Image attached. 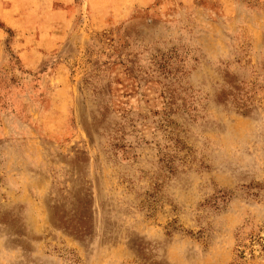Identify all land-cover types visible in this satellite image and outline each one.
Returning <instances> with one entry per match:
<instances>
[{
	"label": "rangeland",
	"instance_id": "1",
	"mask_svg": "<svg viewBox=\"0 0 264 264\" xmlns=\"http://www.w3.org/2000/svg\"><path fill=\"white\" fill-rule=\"evenodd\" d=\"M0 264H264V0H0Z\"/></svg>",
	"mask_w": 264,
	"mask_h": 264
},
{
	"label": "crops",
	"instance_id": "2",
	"mask_svg": "<svg viewBox=\"0 0 264 264\" xmlns=\"http://www.w3.org/2000/svg\"><path fill=\"white\" fill-rule=\"evenodd\" d=\"M9 4H7V6L1 8V11L5 12L7 9H8ZM8 16V15H7ZM33 52H25V53H22V57H25L27 59V62L30 64L32 62V59H33Z\"/></svg>",
	"mask_w": 264,
	"mask_h": 264
},
{
	"label": "trees",
	"instance_id": "3",
	"mask_svg": "<svg viewBox=\"0 0 264 264\" xmlns=\"http://www.w3.org/2000/svg\"><path fill=\"white\" fill-rule=\"evenodd\" d=\"M79 218L82 220L84 218L83 214H80V217Z\"/></svg>",
	"mask_w": 264,
	"mask_h": 264
}]
</instances>
